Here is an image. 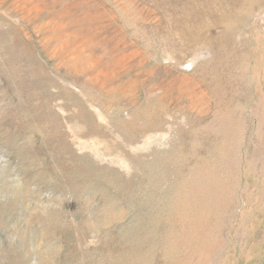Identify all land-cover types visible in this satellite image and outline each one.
Returning <instances> with one entry per match:
<instances>
[{"label": "rangeland", "instance_id": "1", "mask_svg": "<svg viewBox=\"0 0 264 264\" xmlns=\"http://www.w3.org/2000/svg\"><path fill=\"white\" fill-rule=\"evenodd\" d=\"M0 264H264V0H0Z\"/></svg>", "mask_w": 264, "mask_h": 264}]
</instances>
